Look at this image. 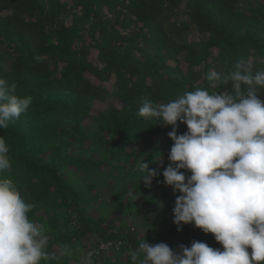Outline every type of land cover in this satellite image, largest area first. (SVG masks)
Masks as SVG:
<instances>
[{"label": "trees", "instance_id": "16d2710c", "mask_svg": "<svg viewBox=\"0 0 264 264\" xmlns=\"http://www.w3.org/2000/svg\"><path fill=\"white\" fill-rule=\"evenodd\" d=\"M241 57L264 68V0H0V76L17 85L18 95L33 98L28 112L0 129L12 165L4 176L36 205L29 215L47 226L48 251L67 243L86 253L91 248L82 239L90 233L97 236L93 246L121 241L116 254L111 250L94 264H124L121 255L130 264L129 249L143 239L126 224L109 226L107 214H99L105 201L88 212L99 184L90 174L111 165L105 175L126 183L124 192L133 185L138 193L146 188L138 171L142 159L161 173L165 215L156 213L157 195H148V223L153 219L155 226L146 242L174 251L193 241L222 249L213 234L191 224L178 231L168 221L179 195L162 175L172 127L137 112L142 98L167 103L196 88H230H210L206 74L231 69ZM107 99V108L95 109ZM186 131L180 124L178 134ZM76 145L79 154L70 151ZM154 156H160L156 163ZM131 157L136 169L124 164ZM161 218L166 222L158 223ZM78 255L62 264H78Z\"/></svg>", "mask_w": 264, "mask_h": 264}, {"label": "clouds", "instance_id": "9594fccd", "mask_svg": "<svg viewBox=\"0 0 264 264\" xmlns=\"http://www.w3.org/2000/svg\"><path fill=\"white\" fill-rule=\"evenodd\" d=\"M34 60L42 57L37 54ZM205 78L210 88H230H196L167 103L142 98L137 115L172 127L167 135L173 144L162 175L179 193L173 208L177 230L194 225L213 234L222 249L193 241L174 251L166 243L143 239L129 249L130 264H264V100L259 98L264 68L241 57L231 69L210 70ZM32 102L31 95H18L17 85L0 76V129L28 112ZM180 124L187 127L183 134H178ZM9 151L0 136V264H62L78 254V264H94L97 257L120 249L121 241H102L86 253L67 243L48 251L47 226L29 215L36 205L4 176L12 166ZM159 160L152 157V163ZM138 171L147 187L161 175L145 159Z\"/></svg>", "mask_w": 264, "mask_h": 264}, {"label": "rangeland", "instance_id": "374dc122", "mask_svg": "<svg viewBox=\"0 0 264 264\" xmlns=\"http://www.w3.org/2000/svg\"><path fill=\"white\" fill-rule=\"evenodd\" d=\"M6 64H10V61L6 62ZM183 66L186 67V65L183 63ZM107 85H111V83H107ZM111 99H107L106 103H99L97 106H95L96 110H101L108 107V104L111 103ZM91 124V121H86V125L89 126ZM88 144V142H87ZM89 147V146H88ZM87 147V148H88ZM71 153L79 154L78 146L70 149ZM140 151L138 150V157H140ZM127 163L128 168H132V166L135 164V168H137L138 160L136 158H130ZM111 165H104L101 167V170H99V174L96 172H93L90 174L91 180H99V184L97 187L94 188L92 194L95 196V200L92 201L91 204L87 206L88 212H92L96 210L97 206L100 205L103 201H105L106 210L102 211V213H99L101 215H106L107 224L109 226H112L115 228V230H119L122 227V224H126L130 226V231L139 233V236L142 239H145L147 235H149L153 227L155 226L154 220L150 219L148 223V217H150V207L151 203L149 200L148 195H157L156 197V205L157 207L163 206L164 198L161 196V182L160 179L154 178L152 181V184L150 187L145 188L144 191L141 192H133L132 189L133 185H128V192H124L126 183L118 184L117 179H114L113 177L109 176L107 177L106 173H111ZM85 173L80 172L79 176H84ZM113 175H118L115 171ZM131 188V191L129 190ZM134 193L135 196L130 195V193ZM119 195H125L124 199H120ZM162 209H157L156 213L159 215H164L162 212ZM44 213V212H42ZM41 213V214H42ZM165 216V215H164ZM171 223L174 222V213L170 215V219L168 220ZM166 222L165 218H161L158 223ZM134 230V231H133ZM97 239V236L93 234H87L82 241L84 243H88V247L93 249V241ZM84 252V250H81ZM116 254V253H115ZM126 256L121 255L120 261H122L124 264L126 263ZM114 262H118L117 256L113 260Z\"/></svg>", "mask_w": 264, "mask_h": 264}, {"label": "built area", "instance_id": "2783aa9c", "mask_svg": "<svg viewBox=\"0 0 264 264\" xmlns=\"http://www.w3.org/2000/svg\"><path fill=\"white\" fill-rule=\"evenodd\" d=\"M108 247V245H103V248Z\"/></svg>", "mask_w": 264, "mask_h": 264}]
</instances>
